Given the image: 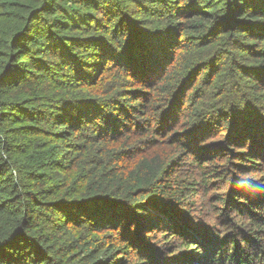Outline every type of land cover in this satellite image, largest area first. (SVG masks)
Wrapping results in <instances>:
<instances>
[{
    "label": "trees",
    "instance_id": "obj_1",
    "mask_svg": "<svg viewBox=\"0 0 264 264\" xmlns=\"http://www.w3.org/2000/svg\"><path fill=\"white\" fill-rule=\"evenodd\" d=\"M162 263L264 264V0H0V264Z\"/></svg>",
    "mask_w": 264,
    "mask_h": 264
},
{
    "label": "rangeland",
    "instance_id": "obj_2",
    "mask_svg": "<svg viewBox=\"0 0 264 264\" xmlns=\"http://www.w3.org/2000/svg\"><path fill=\"white\" fill-rule=\"evenodd\" d=\"M186 158H187V156H186ZM187 167H189L190 168V166H187ZM252 178L254 179V178H257V174L256 173H253L252 174ZM249 178H244L243 179V182H246L247 180H248ZM236 189L237 190H241V191H243L244 193H245V196H247V193H249V194H252L253 193V189H249L248 188V186H247V184H243V183H237V186H236ZM256 193H260V191L258 190V191H255ZM238 194L236 193V195H234L235 197H238L237 196ZM244 196V195H243ZM242 196V197H243ZM227 198H229V195L228 196H226ZM224 200H226L225 198H223ZM210 203H209V201L207 200V202L206 203H198L196 206H194L195 208H193V211H194V213H195V216H196V214H198V215H200V216H202L203 214H207L208 212L207 211H209V209H211L210 207ZM225 205L224 206H222V209L223 210H225ZM172 219H173V222H172V230H175L176 229V226L177 225H183V227H184V230L187 232V233H192L193 234V236H194V233L192 232V230L190 229V224H188V223H186V224H184V223H182V221L178 218H176L175 216H173L172 217ZM207 220H209V221H206V222H208L209 223V226H211L213 223H215V221H216V219L214 220V218H212V217H208L207 218ZM203 221H205V220H203ZM200 222L203 224V222L200 220ZM176 225V226H175ZM171 230V231H172ZM167 236H168V239L170 238V241H172V242H177L178 241V239L177 238H175V234H171L170 232H168V234H167ZM178 249L179 250H183V248L182 247H178ZM164 263V262H163ZM162 263V264H163Z\"/></svg>",
    "mask_w": 264,
    "mask_h": 264
}]
</instances>
